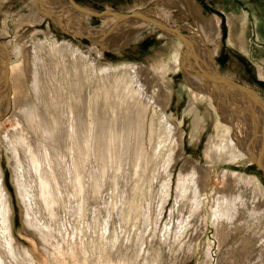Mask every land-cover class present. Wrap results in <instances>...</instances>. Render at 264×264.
Wrapping results in <instances>:
<instances>
[{
  "label": "bare ground",
  "instance_id": "1",
  "mask_svg": "<svg viewBox=\"0 0 264 264\" xmlns=\"http://www.w3.org/2000/svg\"><path fill=\"white\" fill-rule=\"evenodd\" d=\"M32 1L37 7L36 15L30 19L36 40L27 50L17 43L13 54L18 61L10 64L9 53L3 52L5 45L0 50V145L11 159L13 184L23 205L27 231L44 242L43 249L50 261L62 264L61 257L69 254L71 264H166L163 249L159 250L158 257L157 251L146 253L145 257L139 253L145 252L143 246L152 231L153 217L159 231L171 205L160 237L163 246L173 239L175 243H182L193 222L201 217L200 235L210 224L218 243L208 240L201 264H214L216 260L219 264H264V209H260L256 201L264 198V185L258 177L227 166L248 165L253 163L254 157L264 164V124L260 123L258 130L255 116L261 117L248 107L250 103L256 106V91L250 86V92L235 87V93L229 95L227 86L220 85L198 66L195 51L182 50V68L190 90L197 99L198 93L212 97L217 109L213 102L212 107L219 120L218 135L210 137L206 145V164L201 166L190 159L179 170L185 153L184 132L176 138L178 125L167 110L172 92L165 83L168 73L177 70L178 64L173 62L159 71L158 66L149 68L134 62H99L90 49L85 50L73 39L59 40L51 30L55 23L74 38H89L91 42L100 43L102 49L119 50L150 30L153 23L121 20L110 14L97 17L116 16L119 23L98 31L91 25L87 14L92 13L85 12L86 7L81 8L72 1L68 4L65 0ZM159 1L149 5L147 12L166 23L175 8L192 14L197 11L192 0H168L162 5ZM239 17L240 37H247L244 27L250 20L249 14L240 13ZM200 22H193L195 26L191 28L194 34L201 35L193 34L203 48L199 55L202 64L207 66L210 60L216 63V51L207 46L213 39L212 32L206 29L208 24ZM42 23L47 24L44 41L38 38ZM122 25L131 28L118 29ZM118 30L127 31L115 37ZM263 35L261 30L255 32L258 40H263ZM104 45H108L107 48ZM98 53L103 55L101 49ZM207 54L210 60L205 61ZM51 72L60 76L63 72L69 83L77 82L78 86L86 74L95 89L96 99L92 96L95 100L103 92L109 97L112 93L115 99L127 94L126 101L132 102L131 110L118 120L108 114L109 111L101 122L96 112L95 118L88 122L83 105L49 106L51 97L44 83L58 77L57 74L53 77ZM72 93L77 100L85 94L83 88L74 89ZM263 105L257 114H264ZM196 115L195 127L201 123V113L196 112ZM6 122L11 126L7 127ZM135 129L139 130L138 134ZM254 130L259 131L258 136ZM198 132L193 131L194 135ZM134 134L139 137L136 143ZM113 146L117 157L113 156ZM214 172L221 185L212 189L213 192L210 190V194L207 189ZM5 177L0 159V264H37L31 252L15 238L14 208ZM153 180L157 181L155 191ZM193 231L184 243L187 257L176 264H187L196 254L197 237ZM214 253H217L216 258ZM139 258H143V262Z\"/></svg>",
  "mask_w": 264,
  "mask_h": 264
},
{
  "label": "rangeland",
  "instance_id": "2",
  "mask_svg": "<svg viewBox=\"0 0 264 264\" xmlns=\"http://www.w3.org/2000/svg\"><path fill=\"white\" fill-rule=\"evenodd\" d=\"M65 1L68 4H70V1H72L75 4H77V6L79 5L81 8L86 7L88 10L103 11L107 8H112L119 10L121 12L129 13L131 12V10L135 8H144V7H148L149 5L152 6L153 3L158 0H74V1L65 0ZM159 2L162 5L168 2V0L165 1L160 0ZM192 2L196 4L197 7L196 13L194 12V14H192L190 11L188 12V10L185 12L183 9L175 8L172 10V13L168 17V24L173 26H185L187 27V30L191 29L190 32H192V34L195 33L192 30V28L195 26L194 25L195 22L201 23L200 21L202 20L203 22L205 21L208 24L206 29L208 32L210 33L212 32L213 39L208 41L207 42L208 44L207 43L206 44L208 47L216 51V53L214 52L215 53L214 58L222 74L244 85H248L256 91V96H258L257 99L259 102L255 101L256 106H252L250 105L251 104L250 103L248 104V107L253 112L255 110L254 113L259 117H261L257 119V117L255 116L257 120L256 123L259 126V127L257 126L258 130H260L259 124L260 123L264 124L263 123L264 114L260 115L257 113L259 112L258 110L262 108L261 105L264 104V39L263 40L256 39L255 32L261 30V33L264 34V32H262L264 31V23H263L264 0H192ZM244 12L249 14L250 20L248 21L247 27L246 26L244 27L246 31L245 34H247V37L243 36V38H241L240 37L241 30L239 29L240 26L239 16L240 13L242 14ZM36 13H37V7L34 5L32 0H0V50H2L1 47L5 45L3 52L6 51L7 53H9L10 60H7L9 61V64L11 62L13 63L18 61V58L15 57V55L13 54L14 47L17 43L24 46V49L27 50L34 41L36 37L35 36L36 32L35 29L33 28L34 27L32 23L33 20L30 22V19L31 16L33 14L36 15ZM87 15H89L88 19L91 21L92 23L91 25L94 28H96V30L98 31L107 30L116 23H119V19L116 16L99 18L97 16H93L92 14L91 15L87 14ZM50 22L52 23V21ZM27 24L29 25V27L27 26ZM126 26L127 25H122V27L120 26L121 28L119 27L118 29H123V27ZM127 27L131 28L130 25H128ZM151 27L152 28L150 30L144 31L142 34L136 36L134 40L130 41L127 45H125L119 50H112L109 47L108 49L105 48L102 49L101 48L102 45H99L100 43L98 44L91 42L92 40L89 38H80V37L74 38L73 36H70L62 32L63 30H61L59 26L55 25V23H52L51 30L53 32L54 37L59 40L73 39L75 43H77L78 45H82L81 47H83L85 50L90 49L93 52L92 54L97 59H99V62L110 63V64H118L121 62H134L138 64H143L144 66L149 68L158 66L159 71H162L167 67H170V64L173 62L177 63L178 69L172 70L170 73H168V77L165 79V83L168 91L172 92L167 110H168V115L172 116V119L178 125L179 131L178 134L176 135V138L179 137V134L182 131L184 132L183 139H184L185 153L182 160L180 161L179 170L180 167L183 164L185 165L186 162L190 159L200 164L201 166H204L207 160L205 155L206 145L210 137L214 135H218V130H216V124H217V120L219 119L217 118L218 116L216 115V112L214 110L217 108L210 95H203L198 93L199 99H197L194 97L195 94L192 91V89L190 90V86L189 84H187L188 83L187 78L186 76H184L185 73L182 68L183 59L181 53L183 49V42L180 41L177 37L164 36L162 32L154 24H151ZM38 30H39L38 38L41 39V41H44V39L46 38L45 30H47V24L42 23L41 26L38 28ZM118 31L119 32L114 33L115 37L121 35V33H125L127 30L126 31L118 30ZM117 33L119 34L117 35ZM196 34L199 35L200 33L196 32ZM104 46L107 48L108 45H104ZM243 48H245L246 50H244ZM94 49L96 50L94 51ZM99 49H101L102 51L103 54L102 56L98 55ZM180 59L181 61H179ZM51 73L54 74L52 75L53 77L57 74L54 72ZM57 75L58 77L55 76L54 77L55 80L53 79L54 83L51 80L50 82L46 81L44 83L45 84L44 89L48 92V94H50L49 96L51 97V99L48 98L49 106L50 105L55 106L57 104V106L60 107L68 104L77 107L78 105L79 106L83 105L86 108V117L88 122L90 121V119L92 121L95 118L96 112L98 113V121L100 120L101 122L102 119L105 118L104 116H106V114L109 111L110 112L108 114L111 113L113 118L118 120L120 119L121 115H124V113L126 115L129 113V110H131L130 109L131 105L129 104H131L132 102L130 103L126 101L127 94H122V96L120 95V97H118L119 96L118 95L116 100L113 96H111L112 93L110 94L109 97L107 93L103 92L102 95L100 94V98L98 97V99L95 100L96 99L95 89L93 85L89 83L88 78H86V74L83 75L82 78L83 81L82 83L80 82L79 86L76 84L77 82L73 84V81L72 82L70 81L69 83V80L67 81L66 77L63 76L64 75L63 72L61 76L60 74ZM60 79L61 81L59 82ZM74 85L77 87L74 88ZM73 88L74 89L83 88V92L85 94H83V98L81 100H77L75 96H73L75 94L73 93L71 94V91L74 90ZM10 95H13L12 92H10ZM92 96L95 97V99ZM122 101L124 103H122ZM212 102L214 104V109L212 107ZM259 104L260 106H258ZM87 105L89 106V108ZM112 105L114 106L113 108ZM113 109L114 111H112ZM111 111L115 114H113ZM122 111H124L123 114ZM202 111H204V113ZM261 111L262 109L260 110V112ZM196 112H199V114L201 113V121H200L201 123H198V125L195 127V118L197 116ZM10 113L11 112H9L7 115H9ZM99 113H101V115ZM63 118L60 117L59 121H61ZM56 120L58 119L57 118L54 119V121L57 124ZM5 125L7 127L11 126L9 122H6ZM101 125H103V123H101ZM195 129L197 131H200L198 132V135H194L193 131ZM254 131H255V135L258 136L259 131L257 130ZM136 132L138 134L139 130L135 129V133ZM137 134H134L135 135V137L133 138L134 143H136L135 141L138 140L139 138ZM112 151L114 154L113 156L117 157L114 146L112 148ZM0 159L6 176L5 177L6 186L8 192L12 197V203L14 208L13 229L16 240L19 241L18 243L21 246H24L27 250L31 252V254L35 257V262L37 264H53L50 261L49 256L46 255V252L43 249L45 245L44 242H42L38 237H36L35 234L33 233L31 234L29 231H27L28 230L27 226L25 225V222L23 220V210H24L23 205H21L22 203H20L19 195L16 192L15 186L13 184V174L10 167L11 159L2 144L0 145ZM227 166L228 167L230 166L231 169L235 171L238 172L240 171L246 173L247 175L258 177L259 180L264 185V174H262L260 170L253 163H248V165L241 164L237 166L236 163H234L233 165L230 164ZM218 170L220 171L221 167H219L217 171ZM216 176L218 177V174L214 172V176L213 178H211L209 187L207 189L208 191L211 190L213 192L214 188L221 185L220 180ZM176 178L177 175L175 176V180ZM151 184L154 187L153 190L155 191L156 189L155 187L157 186V181L153 180ZM223 186H227V185H223ZM210 200L211 201L209 203L211 204L212 197L210 198ZM153 201L154 199L152 200V204ZM256 201H257V205L259 204L258 205L259 208L264 209V198L257 199ZM170 207L171 205H169L168 207L166 218L164 219L161 229L159 231H156V223H155L156 217L155 216L153 217L154 223H153L152 231L150 235L147 237L148 239L147 243L143 246L145 248V252L143 253L142 251H140L139 255L144 254L145 257L147 256V254H150L151 252L154 253L157 251L156 257H158L159 250L163 249L162 251L164 252V262L166 264H176V262L181 260V258L183 260L184 257H187L186 255L187 250L184 247V243L190 239L189 234L191 235L192 231L194 230L193 235L197 237V252L196 254H194V256H192V258H190L187 264H201L204 261V250L206 249L208 240L210 239L211 243L215 242L216 245L218 244L217 239L214 236L215 229L209 224L205 233L203 234L202 232V234L200 235L199 233L201 229L200 227L201 217H200L197 221L193 222L191 231L185 237L186 239L185 238L183 239L182 243H178V242L175 243L173 239V241L168 240L167 242L169 243L166 242L167 244L165 243L163 246V244H161L160 237H162L164 224L168 219ZM208 209L210 210V205L208 206ZM208 214L211 217V213L207 212V215ZM139 232L140 231H138V233ZM149 241L152 245L149 243ZM171 242L173 243L172 246L170 245ZM123 243L126 244L125 241ZM153 243L155 244L154 246ZM174 243L176 245H174ZM161 245L162 247H160ZM151 246L154 248H152ZM121 249L123 250V247ZM148 250H150V252ZM217 250L218 247L216 246L215 251ZM214 254L216 258L217 253ZM254 254H256V252ZM61 258H62L61 259L62 264H71L69 254L66 256H62ZM75 259L77 260L76 262H79L77 258ZM139 260L143 262V258H139ZM216 261L214 262V264H219ZM25 264L28 263L25 262Z\"/></svg>",
  "mask_w": 264,
  "mask_h": 264
},
{
  "label": "water",
  "instance_id": "3",
  "mask_svg": "<svg viewBox=\"0 0 264 264\" xmlns=\"http://www.w3.org/2000/svg\"><path fill=\"white\" fill-rule=\"evenodd\" d=\"M74 1V0H73ZM147 7L144 8H135L133 10H131V12H121L119 10L116 9H112V8H107L103 11H98V10H88L85 8V12H90L92 14H95L96 16L102 17L105 15H110V14H115L119 19L121 20H140L143 22H148V23H153L156 25V27L163 32H167L168 34L175 36L177 38H179L182 42H183V49L182 50H193L196 52V62L198 64V66L201 67V69L210 74L213 79L216 80V82H218L220 85L222 86H227L226 88L229 90V95H233L235 93L234 88L235 87H239L240 90H243L244 92L249 91L250 87L248 85H244V84H240L235 82L234 80L226 77L224 74H222V72L219 69V66H217V63H215L213 60H210L209 55H205L206 56V60H210L209 64L207 66L202 64V58L199 57V55H201V51L203 48H201L197 42V39L194 37V35L189 32V30H187L185 28V26H173L170 25L166 22H164L163 20L155 17L154 15L150 14L147 12ZM250 92V91H249ZM249 157H252V155L250 154ZM253 158V157H252ZM253 164L260 170V172L262 174H264V164H262L261 162H259L258 160H256V158H253Z\"/></svg>",
  "mask_w": 264,
  "mask_h": 264
}]
</instances>
